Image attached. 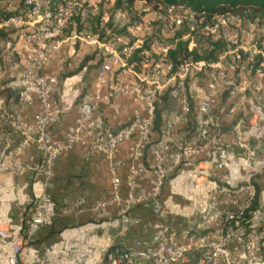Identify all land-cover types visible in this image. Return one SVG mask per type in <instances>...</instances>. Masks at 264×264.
<instances>
[{
  "label": "built area",
  "instance_id": "1",
  "mask_svg": "<svg viewBox=\"0 0 264 264\" xmlns=\"http://www.w3.org/2000/svg\"><path fill=\"white\" fill-rule=\"evenodd\" d=\"M0 11L1 89L18 99L14 120L23 136L0 148V180L37 172L47 186L67 151L97 149L109 161L110 198L63 209L100 217L117 209L119 229L95 264H264V20L160 0H0ZM202 37L222 45L215 57H175L181 41L193 51ZM85 47L93 83L76 91L75 122L55 138L52 123L66 102L54 97L59 78L47 67ZM124 96L140 107L114 127L107 109L119 114ZM34 142L40 166L24 157ZM199 174L207 185L192 212L168 204V187ZM50 203L41 192L19 229L3 216L6 264H29ZM143 205L157 220L134 235L133 213Z\"/></svg>",
  "mask_w": 264,
  "mask_h": 264
},
{
  "label": "crops",
  "instance_id": "2",
  "mask_svg": "<svg viewBox=\"0 0 264 264\" xmlns=\"http://www.w3.org/2000/svg\"><path fill=\"white\" fill-rule=\"evenodd\" d=\"M91 61L90 50L85 47L77 49L75 53L59 55L47 67L48 72L59 78L58 91L54 97L62 103L66 102L65 110L52 123L55 138H62L75 122L76 91L93 83L95 66ZM85 66L88 70H83ZM2 81L3 73L0 72V148L8 143H16L23 137L14 120V114L19 109L18 99L13 92L1 89ZM119 102L123 105L119 114L112 107L107 109L114 127L131 118L134 110L140 107V103L132 96L121 97ZM37 108L29 111L28 122L33 120ZM128 153L129 142H126L119 153L123 160V179L128 172ZM24 157L36 166L42 164L41 151L35 142L25 151ZM44 181V177L37 172L24 176L5 174L0 180V221L3 216L8 215L12 218L15 229L24 224L32 203L41 192H47L51 198L47 220L31 243L29 264H83L80 262L83 255L88 256L85 264L100 262L102 251L119 229L117 209L111 207V214L104 217L89 209L69 213L63 212V209L81 198H85L88 205L110 198L111 171L108 159L97 149L74 148L57 160L50 184L45 186ZM177 182L179 181H175V186L168 187L164 192V199L173 207L181 206L184 200L182 198L180 201L182 191L176 185ZM183 194L189 201L194 197L191 193ZM133 215L139 220L133 228L134 235L143 234L144 226L157 220L149 205L137 208ZM174 217L169 216L170 219ZM181 219L177 217L179 222ZM71 242H74L73 250ZM7 250L8 247L0 250V264H6ZM72 251L74 260H68ZM58 257L61 258L52 260Z\"/></svg>",
  "mask_w": 264,
  "mask_h": 264
},
{
  "label": "trees",
  "instance_id": "3",
  "mask_svg": "<svg viewBox=\"0 0 264 264\" xmlns=\"http://www.w3.org/2000/svg\"><path fill=\"white\" fill-rule=\"evenodd\" d=\"M121 1V0H120ZM132 1V0H130ZM168 4H183L196 10H205L209 14L215 13H238L251 19L264 20V0H160ZM201 45L193 51L188 49V41H181L179 49L175 53V57L181 55L187 57L193 55L195 58H213L215 52L222 48V45L213 46L209 40L204 37L200 38Z\"/></svg>",
  "mask_w": 264,
  "mask_h": 264
},
{
  "label": "rangeland",
  "instance_id": "4",
  "mask_svg": "<svg viewBox=\"0 0 264 264\" xmlns=\"http://www.w3.org/2000/svg\"><path fill=\"white\" fill-rule=\"evenodd\" d=\"M1 12V11H0ZM1 15L3 16L4 15V12H1ZM4 34H6V33H4ZM4 36H6V35H4ZM205 44H203V45H201V44H199V46H203V47H205L204 46ZM176 185L178 186V188H179V190L180 191H182L181 193H180V201H182L183 199V202H182V204H181V212L182 211H188V212H192V209H191V207H192V205H191V201H201V200H203V196H204V194H205V185H207L206 183H205V180L204 179H202L201 177H200V174H199V176H197V177H195V178H193V177H190V178H185V179H183V180H181V181H179V182H177L176 183ZM187 186H191V189L192 190H188V191H186L185 190V188L187 187ZM183 192L184 193H191L192 195H194V198L195 199H193V200H188V199H186L185 197H183V196H185L184 194H183ZM183 198V199H182ZM184 207H186L185 209H184ZM187 207H190V209H187ZM178 209V208H177ZM176 210V209H175ZM174 210V211H175ZM74 245V242H71V249L73 250L74 249V247H72ZM101 254H103V251H102V253ZM69 256L70 257H67V259L68 260H74V251H72V252H70V254H69ZM87 257L88 256H86V255H83L82 257H81V263H83V264H85V262L87 261ZM61 257H58V258H54V259H52L53 261L55 260V261H57V260H59ZM43 259V258H42ZM47 258L45 257V259L44 260H46ZM55 264V263H54Z\"/></svg>",
  "mask_w": 264,
  "mask_h": 264
},
{
  "label": "bare ground",
  "instance_id": "5",
  "mask_svg": "<svg viewBox=\"0 0 264 264\" xmlns=\"http://www.w3.org/2000/svg\"><path fill=\"white\" fill-rule=\"evenodd\" d=\"M176 181H180V180H176Z\"/></svg>",
  "mask_w": 264,
  "mask_h": 264
}]
</instances>
